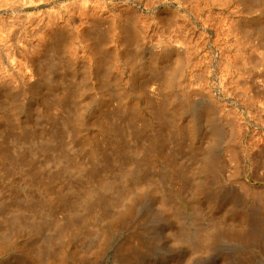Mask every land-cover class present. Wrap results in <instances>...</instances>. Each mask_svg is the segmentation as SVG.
Wrapping results in <instances>:
<instances>
[{"label": "rangeland", "instance_id": "374dc122", "mask_svg": "<svg viewBox=\"0 0 264 264\" xmlns=\"http://www.w3.org/2000/svg\"><path fill=\"white\" fill-rule=\"evenodd\" d=\"M21 1L0 0V264H40L59 226L94 212L96 236L58 242L70 264H122L132 237L129 264H264V0Z\"/></svg>", "mask_w": 264, "mask_h": 264}, {"label": "bare ground", "instance_id": "6f19581e", "mask_svg": "<svg viewBox=\"0 0 264 264\" xmlns=\"http://www.w3.org/2000/svg\"><path fill=\"white\" fill-rule=\"evenodd\" d=\"M3 1H4V0H3ZM20 1H21V0H20ZM22 1H24V0H22ZM22 1H21V2H22ZM29 1H30V0H29ZM33 1H34V0H33ZM256 1H258V0H256ZM260 1H261V0H260ZM18 2H19V1H18ZM11 3H12V2H11ZM16 3H17V2H16ZM26 3H27V2H25V5H27ZM30 3H31V2H30ZM216 3H217V2H216ZM0 4H1V3H0ZM3 4H4V3H3ZM7 4H8V3H7ZM254 4H255V3H254ZM31 5H32V4H31ZM4 6H5V5H4ZM15 6H16V5H15ZM11 7H12V6H11ZM21 7H22V6H21ZM207 7H208V6H207ZM2 8H3V7H2ZM6 8H7V7H6ZM17 9H18V8H17ZM21 9H22V8H21ZM13 10H14V9H13ZM1 11H2V10H1ZM15 11H16V9H15ZM94 12H95V11H94ZM0 13H1V12H0ZM12 13H13V12H12ZM16 13H17V12H16ZM19 13H20V12H19ZM1 14H2V13H1ZM88 15H89V14H88ZM11 16H12V14H11ZM90 16H91V15H90ZM18 17H19V16H18ZM22 17H23V16H22ZM19 18H20V17H19ZM90 18H91V17H90ZM48 19H49V18H48ZM22 21H23V20H22ZM7 22H8V21H7ZM24 22H25V21H24ZM50 22H51V21H50ZM47 23H48V22H47ZM0 24H1V21H0ZM19 24H20V23H19ZM50 24H51V23H50ZM8 25H9V24H8ZM131 25H132V24H131ZM239 25H240V24H239ZM14 26H15V25H14ZM48 26H49V25H48ZM16 27H18V26H16ZM0 28H1V27H0ZM18 28H19V27H18ZM18 28H17V29H18ZM20 28H21V27H20ZM20 28H19V29H20ZM129 28H130V27H129ZM132 28H133V27H132ZM134 28H135V27H134ZM240 28H241V26H240ZM10 29H11V28H10ZM13 29H14V28H13ZM22 29H23V28H22ZM25 29H26V27H25ZM15 31H16V30H15ZM18 31H19V30H18ZM21 31H22V30H21ZM21 31H19V33H16V32H15V33H16V34H20ZM130 31H131V29H130ZM135 31H136V30H135ZM135 31H134V32H135ZM12 32H13V31H11V35H12ZM23 32H24V31H23ZM23 32H22V33H23ZM4 33H5V32H4ZM13 33H14V32H13ZM0 35H1V33H0ZM31 35H32V34H31ZM47 35H48V34H47ZM50 35H51V34H50ZM12 36H13V38H14V37L18 38V37H20V36H22V35H20V36H18V37L15 36V35H12ZM6 37H7V36H6ZM26 37H27V36H26ZM26 37H25V38H26ZM4 38H5V37H4ZM7 38H11V36H10V37H7ZM16 38H14V39H16ZM20 38H21V37H20ZM20 38H19V39H20ZM23 38H24V37H23ZM102 38H103V37H102ZM102 38H101V39H102ZM1 39H2V38H1ZM1 39H0V40H1ZM21 39H22V38H21ZM29 39H30V38H29ZM99 39H100V38H99ZM3 40H5V39H3ZM11 40H12V39H11ZM16 40H18V39H16ZM16 40H13V43H14V41H16ZM22 40H23V39H22ZM27 40H28V39H27ZM23 41H24V40H23ZM43 41H44V40H43ZM60 41H61V40H60ZM1 42H2V41H1ZM18 42H19V41H18ZM20 42H21V41H20ZM125 42H126V41H125ZM134 42H135V41H134ZM134 42H133V43H134ZM60 43H61V42H60ZM96 43H97V42H96ZM96 43H95V44H96ZM130 43H131V42H130ZM7 44H8V43H7ZM16 44H17V43H16ZM19 44H20V43H19ZM21 44H22V42H21ZM14 45H15V44H14ZM14 45L12 44V47L15 48L14 50H17V51H18V48H19V47L17 48L16 45H15V47H14ZM17 45H18V44H17ZM23 45H24V44H23ZM64 45H65V44H64ZM5 46H6V45H5ZM18 46H19V45H18ZM97 46H98V45H97ZM12 47H11V48H12ZM20 47H21V45H20ZM40 47H41V46H40ZM65 47H66V46H64L63 48H65ZM7 48H8V47H7ZM22 48H24V47H22ZM22 48H20V49L22 50ZM58 48H59V47H58ZM239 48H240V47H239ZM1 49H2V48H1ZM1 49H0V50H1ZM32 49H33V50H32ZM32 49H31V50H32V53H33V51H35V50H34L33 47H32ZM138 49H139V48H138ZM63 50H64V49H63ZM2 51H3V50H2ZM17 51H16V52H17ZM22 51H23V50H22ZM22 51L19 50V53H23ZM16 52H15V53H16ZM63 52H64V51H63ZM0 53H1V52H0ZM32 53H31V54H32ZM51 53H52V52H51ZM24 54H25V53H24ZM26 54H27V55H30L29 53H26ZM33 54H35V53H33ZM53 54H54V53H53ZM3 55H4V54H3ZM7 55H8V54H7ZM27 55H26V56H27ZM62 56H63V55H62ZM24 57H25V56H24ZM30 57H31V55H30ZM30 57H28L27 60L30 59ZM32 58H34V57L32 56ZM32 58H31V59H32ZM51 58H53V57H51ZM155 60H156V59H155ZM158 60H159V59H158ZM159 61H160V60H159ZM31 62H33V60H31ZM42 63H44V62H42ZM178 64H179V63H178ZM44 65H45V63H44ZM177 66H178V65H177ZM53 67H54V66H53ZM65 67H66V66H65ZM180 68H181V67H180ZM180 68H179V69H180ZM45 69H46V68H45ZM47 69H48V68H47ZM168 69H169V68H168ZM175 69H176V68H175ZM54 70H55V69H54ZM176 70H177V69H176ZM40 71H41V70H40ZM44 71H45V70H44ZM178 71H179V70H178ZM53 72H54V71H53ZM171 72H172V71H171ZM173 73H174V72H173ZM57 74H58V72H57ZM62 74H63V73H62ZM45 75H46V74H45ZM60 75H61V74H60ZM172 75H174V74H172ZM170 76H171V75H170ZM10 83H11V82H10ZM104 83H105V82H104ZM167 84H169V83H167ZM53 86H54V85H53ZM103 86H104V85H103ZM104 87H105V86H104ZM51 88H52V87H51ZM46 92H47V91H46ZM171 100H172V99H171ZM171 103H173V102H171ZM13 107H14V106H13ZM164 108H165V107H164ZM166 108H167V107H166ZM124 109H126V108H124ZM179 110H180V109H179ZM181 110H182V109H181ZM126 111H127V109H126ZM159 112H160V111H159ZM1 113H2V112H1ZM12 113H13V112H12ZM125 113H126V112H125ZM5 115H6V114H5ZM5 115L3 114L2 116H5ZM69 117H70V115H69ZM4 118H5V117H3L2 119H4ZM158 118H159V117H158ZM2 119H1V121H2ZM5 119L7 120V119H8V116H7V118H5ZM67 119H68V118H67ZM156 119H157V118H156ZM9 121H11V120H9ZM9 121H7V122H9ZM2 122H3V121H2ZM5 122H6V121H5ZM5 122H4V124H5ZM57 123H60V122H58V120H57ZM11 124H12V123H11ZM60 124H61V123H60ZM63 124H65L66 127H70V126H72V128H73L74 130L78 129V128H76V127H75L76 129L73 127V126H74V121H73V123H72V121H71L70 119H69V120H65V123H64V121H63ZM106 124H107V123H106ZM106 124H105V125H106ZM6 125H7V124H6ZM107 125H108V124H107ZM8 126H9V124H8ZM63 126H64V125H63ZM103 126H104V125H103ZM9 127H10V126H9ZM107 127H108V126H107ZM107 127H106V128H107ZM106 128H105V129H106ZM76 132H77V130H76ZM181 132H182V131H180L179 134H182ZM179 136H180V135H179ZM181 137H182V136H181ZM57 138H58V137H57ZM178 138H179V137H178ZM180 139H181V138H180ZM53 140H54V139H53ZM54 141H55V140H54ZM105 142H106V141H105ZM99 144H100V143H99ZM110 144H111V143H110ZM111 146H112V145H111ZM101 147H102V146H101ZM113 148H114V147H113ZM115 148H116V147H115ZM95 149H96V147H95ZM95 149H94V150H95ZM95 151H96V150H95ZM99 151L102 152V150H100V149H99ZM80 152H81V151H80ZM101 152L99 153V156H100ZM97 153H98V152L96 151V155H97ZM102 153H103V152H102ZM110 153H111V151H110ZM112 153H113V151H112ZM112 153H111V154H112ZM118 153H119V152H118ZM4 155H5V154H4ZM113 155H114V153H113ZM115 155H116V153H115ZM104 156H105V154H104ZM171 156H172V155H171ZM5 157H7V156H5ZM9 157H10V156H9ZM9 157H8V158H9ZM95 157H97V156H95ZM95 157H94V158H95ZM113 157H114V156H113ZM1 158H2V157H1ZM8 158H6V159H8ZM92 158H93V157H92ZM94 158H93V159H94ZM98 158H99V157H98ZM100 158H102V157H100ZM124 158H125V157H124ZM106 159H107V158H106ZM167 159H168V158H167ZM1 160H3V159H1ZM8 160L10 161V160H13V159H12V158H11V159L9 158ZM94 160H95V159H94ZM104 160H105V159H104ZM112 160H113V159H111V161H112ZM116 160H117V159H116ZM116 160H114V161H116ZM124 160H125V159H124ZM170 160H171V159H170ZM99 161H100V159H99ZM99 161H98V162H99ZM101 161H102V160H101ZM6 162H8V161H6ZM11 162H14V163H15V161H11ZM109 162H110V161H109ZM112 162H113V161H112ZM112 162H111L110 164H109L108 162H106V164H107V165H108V164L111 165ZM118 162H119V161H118ZM8 163H10V162H8ZM17 163H20V162H19V161L16 162L15 165H17ZM104 163H105V161H104ZM139 163H140V164H139ZM139 163H137V164H138L139 166H141V163H143V162H139ZM12 164H13V163H12ZM20 164H21V163H20ZM30 164H31V163H30ZM99 164L102 165V162H100ZM106 164H105V165H106ZM116 164H117V163H116ZM118 164H119V163H118ZM10 165H11V163H10ZM15 165H14V166L12 165L11 168H14ZM18 165H19V164H18ZM18 165H17V167H18ZM21 165H22V164H21ZM23 165H25V164H23ZM23 165H22V166H23ZM103 165H104V164H103ZM109 165H108V167H109ZM126 165H127V164H126ZM138 165H137L135 168H137ZM146 165H147V164H146ZM19 166H20V165H19ZM22 166H20L21 169L23 168ZM32 166H33V165H32ZM32 166H31V167H32ZM96 166H99V165H96ZM111 166H112V165H111ZM20 167H19V169H20ZM27 167H28V166H27ZM104 167H105V166H104ZM124 167H125V166H124ZM97 168H98V167H97ZM105 168H106V167H105ZM112 168H113V167H112ZM114 168H115V165H114ZM114 168H113V169H114ZM141 168H143V170H144V167H143V166L140 167V169H141ZM149 168H150V167H149ZM149 168H148V169H149ZM170 168H171V167H170ZM170 168H169V169H170ZM172 168H173V167H172ZM15 169H16V168H15ZM15 169H13V170H15ZM24 169H25V168H24ZM24 169H22L21 171H23ZM98 169H99V171H100V166H99ZM103 169H104V168H103V166H102L101 171H103ZM107 169L110 170V168H107ZM107 169H106V171H107ZM116 169H117V168H115L114 170H116ZM121 169H123V168H121ZM125 169H126V168H125ZM130 169H131V168H130ZM138 169H139V167H138ZM148 169H147V171H148ZM174 169H176V168H174ZM180 169H181V168H180ZM13 170H12V171H13ZM17 170H18V168H17ZM89 170H90V169H89ZM89 170H88V171H89ZM93 170H96V167H95V166H94V169H93ZM93 170H92V171H93ZM133 170H134V169H131V170H128V171H130V172L132 173ZM178 170H179V169H178ZM24 171H25V170H24ZM104 171H105V170H104ZM123 171H124V172H128V171H126V170H124V169H123ZM145 171H146V168H145ZM170 171H171V170H170ZM170 171H168V172L170 173ZM172 171H174V170L172 169ZM172 171H171V172H172ZM175 171H176V170H175ZM93 172H94V171H93ZM119 172H121V171L118 170V174H116V176L114 175L115 178L113 177L114 179H116V181L121 177V174H120ZM130 172H129V174H131ZM136 172H139V171H136ZM142 172H143V171H142ZM148 172H150V171H148ZM151 172H152V171H151ZM176 172H177V171H176ZM178 172H180V171H178ZM181 172H182V171H181ZM10 173H11V172H10ZM133 173H135V172H133ZM133 173H132V174H133ZM139 173L142 174L141 172H139ZM174 173H175V172H174ZM93 174H94V173H93ZM93 174H92V175H93ZM96 174H97V173H95V175H96ZM102 174H103V172H101V176H102ZM125 174H126V173H125ZM125 174H123V175L125 176ZM132 174H131V175H132ZM145 174H146V173H145ZM172 174H173V172H172ZM172 174H171V175H172ZM175 174H176V173H175ZM117 175H120V177H119V176L117 177ZM142 175H143V174H142ZM169 175H170V174H169ZM173 175H174V174H173ZM186 175H187V173L185 174V172H184V174H182V176H183L182 178H184ZM77 176H78V174H77ZM85 176H88V175H85ZM89 176H90V175H89ZM89 176H88V178H89ZM93 176H94V175H93ZM99 176H100V175H99ZM99 176H96V179H98L97 177H99ZM124 176H123V177H124ZM126 176H128V174H127ZM179 176H180V175H179ZM179 176H178V177H179ZM187 176H188V175H187ZM102 177H103V176H102ZM116 177H117L118 179H117ZM132 177H133V178H131V177H130V178H128V177H127V178L124 177L123 180H125V179H127V180H128V179H129V180L135 179L136 181L139 180V176H138V177H135V178H134V176H132ZM150 177H151V176H150ZM81 178H82V177H81ZM84 178H85V177H84ZM84 178H83V180H85ZM137 178H138V179H137ZM140 178H141V177H140ZM152 178H153V177H152ZM172 178H173V177H172ZM176 178H177V177H176ZM189 178H190V177H189ZM120 179H121V178H120ZM120 179H119V180H120ZM160 179H161V178H160ZM177 179H178V178H177ZM180 179H181V178H180ZM187 179H188V178H187ZM88 180H89V179H88ZM103 180H105V179H103ZM135 180H133L134 183H135ZM140 180H141V179H140ZM140 180H139V181H140ZM173 180H174V178H173ZM173 180H171V183H172ZM133 181H128V182H129V183H130V182L132 183ZM143 181H146V180L143 179V180L140 181V182H143ZM163 181H164V180H163ZM174 181H175V180H174ZM186 181H187V180H186ZM186 181H185V182H186ZM117 182H118V181H117ZM117 182H116V183H117ZM140 182H139V184H140ZM153 182H154V181H153ZM92 183H93V182H92ZM119 183H120V182H119ZM119 183H117V184H119ZM126 183H127V182H126ZM129 183H128V185H130ZM134 183H133V184H134ZM93 184H94V183H93ZM149 184H151V183H149ZM174 184H175V183H174ZM176 184H178V186H180L178 182H177ZM176 184H175V185H176ZM119 185H121V184H119ZM125 185H126V184H125ZM175 185H174V186H175ZM78 186H79V185H78ZM178 186H177V189L175 188L176 191H178ZM204 186H206V185H204ZM95 187H97V186H95ZM118 187H119V186H118ZM120 187H121V186H120ZM168 187H170V184H169ZM47 188H48V187H47ZM91 188H92V187H91ZM103 188H105V187H103ZM121 188H123V185H122ZM183 188H184V187H183ZM116 189H118V188H116ZM160 189H162V188H160ZM163 189H164V188H163ZM166 189H167V188H166ZM168 189H169V188H168ZM168 189H167V190H168ZM173 189H174V187H173ZM173 189H172V190H173ZM122 190H123V189H122ZM125 190H126V188H125ZM125 190H124V192H125ZM170 190H171V189H169V191H170ZM185 190H186V187H185ZM128 191H130V190H128ZM169 191H167V192L170 194ZM109 192L112 193L113 191H109ZM119 192H121V191H119ZM162 192H163V191H162ZM167 192H166V193H167ZM183 192H184V191H183ZM0 193H1V192H0ZM126 193H128V192H126ZM172 193H173V192H172ZM41 194H42V193H41ZM41 194H40V195H41ZM51 194H52V195H51ZM51 194L49 195V197H50V196H53L54 193H51ZM109 194H110V193H109ZM113 194H114V193H113ZM121 194L125 195V193H123V192H122ZM176 194H177V193H176ZM58 195H60V194H58ZM83 195H86V194H83ZM83 195H81V196H83ZM93 195H94V193H93ZM102 195H103V193L101 194L100 198L102 197ZM179 195H180V194H179ZM26 196H29V197H26ZM26 196H24V197L27 198V200L29 201V203L31 202V201H30L31 196H32V199L35 198V196L32 195V194H31V196H30L29 194L26 195ZM33 196H34V197H33ZM64 196H66L67 199L70 197V196L68 197L66 194H65ZM81 196H80V197H81ZM87 196H88V195H86V197L83 196V198H86V199H87V198L90 197V195H89V197H87ZM97 196H98V195L91 196V199H92L93 197H97ZM106 196H108V195H105V198H107ZM110 196H111V195H110ZM126 196H127V195H126ZM169 196H170V195H169ZM174 196H175V195H174ZM10 197H13V195L10 196ZM14 197H15V196H14ZM14 197H13V198H14ZM18 197H19V196H18ZM18 197H17V198H18ZM71 197H72V196H71ZM71 197H70V198H71ZM98 197H99V196H98ZM98 197H97V198H98ZM176 197H177V196H176ZM184 197H185V196H184ZM186 197H187V196H186ZM5 198H6V197H5ZM17 198H16V199L14 198V200L16 201V200H19V199H20V198H18V199H17ZM41 198H42V197H41ZM47 198H48V197H46L45 199H47ZM51 198H52V197H51ZM54 198H55V197H53L52 200H53ZM83 198L81 197V199H83ZM102 198H103V197H102ZM181 198H182V197H181ZM9 199H10V201H9ZM36 199H37V198H36ZM36 199H33V200H35V201H39L38 199H37V200H36ZM49 199H50V198H49ZM67 199H66V202H67ZM109 199H110V198H109ZM119 199H121V201H123L122 198H119ZM185 199H186V198H185ZM5 200H6V199H4L3 201H0V203L4 202ZM12 200H13L12 198H8V200H7L6 202L9 201V204H12V202H13ZM33 200H32V202H33ZM92 200H94V199H92ZM92 200H90V201H92ZM186 200H188V199H186ZM195 200H196V199H194V201H195ZM262 200H263V199H262ZM49 201H51V200H46L47 203H48ZM54 201H55V200H54ZM73 201H76V199L73 200V198H71V201H70V199H69V200H68V204H69V202H73ZM86 201H87V200H86ZM90 201H89V202H90ZM94 201H96V200H94ZM112 201H113V200H112ZM116 201H117V200H116ZM116 201H115V202H116ZM184 201H185V200H184ZM263 201H264V200H263ZM6 202H5V203H6ZM10 202H11V203H10ZM16 202H19V201H16ZM21 202H22V199H21ZM21 202H20V203H21ZM23 202H24V200H23ZM25 202H26V201H25ZM32 202H31V204H34V205H35V202H33V203H32ZM51 202H52V201H51ZM55 202H56V201H55ZM84 202H85V201L83 200V203H84ZM92 202H93V201H92ZM182 202H183V201H182ZM5 203L2 204V207H4V204H5ZM20 203H18V205H21V204H22V203H21V204H20ZM29 203L27 202V206H28V205H29V206L31 205V204H29ZM76 203H77V204H76ZM76 203H74L75 207L78 205V200H77ZM85 203H86V202H85ZM90 203H91V202H90ZM119 203H120V201L118 202V204H119ZM166 203H167V201H165V204H166ZM178 203H179V202H178ZM48 204H49V203H48ZM50 204H52V203H50ZM50 204H49V205H50ZM53 204H54V203H53ZM55 204H57V203H55ZM59 204H60V203H59ZM79 204H80V203H79ZM94 204H97V205L99 206L100 202H99V201H96V203H94ZM101 204H102V203H101ZM101 204H100V205H101ZM167 204H169V205H167V206H170V203H169V202H168ZM6 205H8V204H6ZM34 205H33V206H34ZM57 205H58V204H57ZM57 205H55V206H57ZM61 205H62V204H61ZM115 205H116V204H115ZM173 205H174V204H173ZM179 205H180V204H179ZM0 206H1V204H0ZM29 206H28V207H29ZM31 206H32V205H31ZM50 206H51V205H50ZM52 206H54V205H52ZM55 206H54V207H55ZM59 206H60V205H59ZM65 206H66V205H65ZM67 206H68V205H67ZM69 206H71V205H69ZM84 206H85V205H84ZM87 206H88V205H87ZM95 206H96V205H95ZM102 206H103V205H101L100 207H102ZM105 206H106V205H105ZM111 206H112V205H111ZM176 206L178 207V205H176ZM180 206H181V205H180ZM5 207H6V206H5ZM36 207H37V206H36ZM36 207L34 206V207H31V208L34 209V208H36ZM43 207L45 208V206H43ZM57 207H58V206H57ZM57 207H56L55 209H58ZM60 207H61V206H60ZM73 207H74V206H72L71 208L73 209ZM75 207H74V208H75ZM77 207H78V206H77ZM103 207H104V206H103ZM106 207H107V206H106ZM114 207H115V206H114ZM182 207H184V206H182ZM38 208H39V205H38ZM38 208H36V210H37ZM40 208H41V207H40ZM40 208H39V210H40ZM61 208H63V207H61ZM69 208H70V207H69ZM69 208H67V209H69ZM165 208H167V207H165ZM4 209H5V208H4ZM42 209H43V208H42ZM48 209H49V208H48ZM53 209H54V208H53ZM77 209H79V207H78ZM82 209H83V208H82ZM91 209H93V206H91ZM103 209H104V208H103ZM105 209H106V208H105ZM34 210H35V209H34ZM42 211H44V210H42ZM45 211H46V210H45ZM75 211H76V209H75ZM75 211H74V212H75ZM78 211H79V210H78ZM79 213H80V212H79ZM82 213H83V212L80 213V216H81ZM84 213H85V212H84ZM103 213H104V212H103ZM178 213H179V212H178ZM181 213L183 214V212H181ZM111 214H112V213H111ZM84 215L87 216V217L84 218V220H82V223H80V221H78L81 225H78V223H75V222H72V221H71V222H72V224H71V222H69L70 220L67 219V220H68V223H66V224L63 223L64 225H61V226L58 227V234H57L56 236H57V240H58L59 243H60V241H61V243H62V242L64 243L65 241H68L69 239H73V241H75L74 238L80 236V234H81L82 236H84V237H87L88 239H90L92 236H96V235H97V231L101 229V228H100V229H95L96 226H98V225H96V223L99 222V221H97V220H99V219H98V215H99V213H98V215H97V212H94V213L90 214L91 216H88V215H86V214H84ZM100 215H101V214H100ZM100 215H99V216H100ZM103 215H105V214H102L101 217H103ZM116 215H117V214H116ZM74 216H75V215H74ZM78 216H79V215H78ZM85 216H84V217H85ZM106 216H107V218H109V220H111V219H110L111 217H108V213L106 214ZM75 217H76V216H75ZM82 217H83V216H82ZM117 217H118V216H117ZM117 217H116V218H117ZM145 217H146V216H145ZM195 217H196V216H195ZM19 218H20V217H19ZM72 218H73V217H72ZM116 218H113V220L115 219L114 221H116ZM180 218H181V217H180ZM180 218H179V219H180ZM196 218H198V217H196ZM196 218H195V219H196ZM199 218H202V217L199 216ZM199 218H198V219H199ZM58 219H59V218H58ZM70 219H71V218H70ZM76 219H77V218H76ZM102 219H104V218H102ZM105 219H106V217H105ZM144 219H145V218H144ZM187 219H189V218H187ZM195 219H194V220L191 219V220H192V221H195ZM202 219H203V218H202ZM4 220H5V218H4ZM17 220H19V219L17 218ZM71 220H73V219H71ZM106 220H108V219H106ZM117 220H118V219H117ZM181 220H182V219H181ZM200 220H201V219H200ZM1 221L3 222V220H1ZM1 221H0V223H1ZM6 221H8V220L6 219L4 222H6ZM19 221H20V220H19ZM19 221H18V222H19ZM58 221H59V220H58ZM64 221H65V220H64ZM111 221H112V220H111ZM196 221H197V220H196ZM196 221H195V222H196ZM8 222H9V221H8ZM16 222H17V221H16ZM59 222H60V221H59ZM59 222H58V223H59ZM200 222H201V221H200ZM6 223H7V222H6ZM55 223H56V222H55ZM69 223H70V224H69ZM73 223H75V224H73ZM190 223H191V222H190ZM190 223H188V226H189V227H190V225H192V223H191V224H190ZM197 223H198V221H197ZM197 223H196V224H197ZM20 224H21V223H20ZM22 224H23V223H22ZM56 224H57V223H56ZM56 224L54 225L55 227L52 226V229H53V228L55 229V228L57 227ZM118 224H119V223H118ZM198 224H199V223H198ZM1 225H2V224H1ZM8 225L12 227V225H10V224L7 223V226H8ZM58 225H59V224H58ZM194 225H195V224H194ZM199 225H200V224H199ZM202 225H203V224H202ZM9 226H8V228H11V227H9ZM186 226H187V225H186ZM16 227H17V226H16ZM42 227H43V226H42ZM122 227H123V226H122ZM189 227H188V228L186 227L185 229H189ZM209 227H210V226H208L207 228H209ZM30 228H31V227H30ZM183 228H184V227H183ZM198 228H200V227H198ZM33 229H34V228H33ZM106 229H108V228H106ZM185 229H182V230H184V231H186V232H189V231H190L189 234L192 235V237H190V238H191V240L194 241V242H193V243H194V244H193L194 247H192L194 250L197 249L196 251H198L200 248L203 247L204 244L206 245V244L209 242V239H210V242H211V237H212V236L209 237V235L206 236V234H205V235L202 234V233H204L205 231L201 233V232H200V229H199V231L196 232V230H195V232H194L193 234H191V233L193 232L192 230L187 231V230H185ZM25 230H26V229H25ZM31 230H32V229H31ZM31 230L29 229L30 232H31ZM40 230H41V229H40ZM40 230H39V231H40ZM101 230H102V229H101ZM202 230H203V229L201 228V231H202ZM240 230H242V229H240ZM37 231H38V229H37ZM126 231H127V230H126ZM184 231H182V233H185ZM32 232H33V233L36 232L35 229H34V231L32 230ZM108 232H109V231H108ZM199 232H200V233H199ZM209 232H210V231H209ZM209 232H208V233H209ZM244 233H245V231H244ZM34 234H37V233H34ZM54 234H55V232H54ZM102 234H103V233H102ZM130 234H131V233H130ZM130 234H128V235L130 236ZM179 234H181V232H180ZM185 234H188V233H185ZM234 234H235V233H234ZM234 234H233V235H234ZM239 234H240V233H239ZM246 234H247V232H246ZM128 235H127V236H128ZM150 235H151V233H150ZM181 235H182V236H181ZM181 235H180V236L183 237V234H181ZM211 235H212V233H211ZM233 235H232V236H233ZM235 235H236V237H237V234H235ZM235 235H234V237H235ZM240 235H241V234H240ZM251 235H252V234H251ZM51 236H52V235H51ZM127 236H126V238H128ZM131 236H132V234H131ZM133 236H134V235H133ZM135 236H136V235H135ZM135 236H134V237H135ZM186 236H187V235H186ZM186 236H185L184 238H186ZM48 237L51 238L50 236H48ZM80 237H81V236H80ZM137 237H138V236H137ZM137 237H136V238H137ZM150 237H151V236H150ZM181 237H180V238H181ZM234 237H233V238H234ZM238 237H239V235H238ZM240 237H241V236H240ZM240 237H239V239H241ZM252 237H253V236H252ZM52 238H53V237H52ZM52 238H51V239H48V241L46 240L47 242L44 244V247H42V248L39 250V252H36V253L38 254V256H37V255H36V256H37V257H39V256L42 257L41 260L44 259V261L42 260V262H44V264H70L69 261H70L71 259L68 257V255H66V252H64V249H65L66 246H64V249H62L63 244H61V245L59 246V243H58L56 240H53ZM103 238H105V237H103ZM103 238H101L102 240H99V243H100V241H101V243L103 242L102 244H105L104 241H103V240H105V239H103ZM106 238H107V237H106ZM108 238H109V237H108ZM124 238H125V237H124ZM136 238H135V239H136ZM178 238H179V237H178ZM184 238H182L181 240H185V241H186L187 238H186V239H184ZM188 238H189V236H188ZM250 238H251V237H250ZM260 238H262V237H260ZM260 238H258V240H259ZM109 239H110V238H109ZM121 239H122V238H121ZM128 239H130V238H128ZM212 239H213V238H212ZM237 239H238V238H237ZM239 239H238L237 241H239ZM107 240H108V239H107ZM107 240H106V241H107ZM131 240H134L133 237H132V239H130V242H131ZM137 240H138V239H137ZM234 240H235V239H234ZM241 240H242V239H241ZM43 241H44V240H43ZM55 241H56V242H55ZM83 241H84V240H83ZM83 241H82V242H83ZM122 241H123V240H121V242H122ZM126 241H127V240H126ZM248 241H249V240H248ZM68 242H70V240H69ZM68 242H67V243H68ZM76 242H77V241H76ZM130 242H126V243H128V244L125 245V244H124L125 241H124V243H122L119 247H118V245H117V247H118V255H119V258L122 260V261H121L122 264H129L133 259L135 260V262H136V260H141V259H137V258H135L136 255H137V254H136V251H137V250L132 249V248H134V247H132V246L135 245V248H136V244H133V243L131 242V246H130V244H129ZM133 242H134V241H133ZM135 242H137V241L135 240ZM187 242H188V240H187ZM190 242H191V241H190ZM190 242H189V244H190ZM210 242L208 243V245L211 244ZM242 242H243V241H242ZM249 242H250V241H249ZM253 242H254V241H253ZM57 243H58V245L55 246V244H57ZM72 243H73V242H72ZM87 243H88V242H87ZM90 243H91V242H90ZM101 243H100V244H101ZM106 243L108 244V241H107ZM119 243H120V242H119ZM139 243H141V242H139ZM139 243H138V244H139ZM191 243H192V242H191ZM245 243H248V242L246 241ZM11 244H12V243H11ZM64 244H66V242H65ZM82 244H83V245H81V246L84 247V243H82ZM93 244H94V243H92L91 245H93ZM100 244L96 243V245H98L99 248H100V250H101V245H100ZM132 244H133V245H132ZM4 245L7 246L8 244H4ZM13 245H14V244H13ZM87 245H88V247H85V248H89V246H90L89 243H88ZM96 245L94 244V246H96ZM105 245H106V244H105ZM190 245H192V244H190ZM205 245H204V246H205ZM239 245H240V244H239ZM241 245H242V244H241ZM30 246H32V245H30ZM58 246H59V247H58ZM98 246H96V249L98 248ZM141 246H143V245H141ZM149 246H150V245H149ZM244 246H245V245H244ZM258 246H259V245H258ZM8 247H10V246H8ZM57 247H58V248H57ZM77 247H78V246H77ZM79 247H80V246H79ZM104 247H105V246H104ZM138 247H140V244L138 245ZM138 247H137V249H138ZM209 247H210V246H209ZM11 248H12V247H11ZM14 248H15V247H14ZM31 248H32V247H31ZM31 248H30V249H31ZM56 248H57V249H56ZM85 248H84V249H85ZM143 248L146 249V247H144V246H143ZM148 248H149V247H148ZM195 248H196V249H195ZM205 248H206V247H205ZM205 248H203V249H205ZM240 248H241V247H240ZM244 248L246 249L247 247H244ZM59 249H61V250H59ZM141 249H142V247H141ZM149 249H150V248H149ZM203 249H202V250H203ZM250 249H251V248H250ZM6 250H7V247H6V249H5V247H3V245H2V247H0V254L3 255L2 253H3L4 251H6ZM9 250H11V249H9ZM19 250H20V249H19ZM24 250H25V249H24ZM28 250H29V249H27V251H26L27 254H28ZM53 250H54V251H53ZM88 250H90V249H87L86 251H88ZM91 250H92V247H91ZM94 250H95V249H94ZM142 250H143V249H142ZM146 250H147V249H146ZM150 250H151V249H150ZM102 251H103V250H102ZM144 251H145V250H143V253H144ZM148 251H149V250H147V252H148ZM199 251H201V250H199ZM241 251H242V250H241ZM247 251H248V249H247ZM7 252H9V251L7 250ZM12 252H13V251H12ZM29 252H30V251H29ZM32 252H33V251H32ZM93 252H94V251H93ZM137 252H138V251H137ZM139 252H140V251H139ZM243 252H244V254H245V253H246V250L243 251ZM249 252H250V251H249ZM251 252H253V251H251ZM261 252H262V251H261ZM261 252H260V253H261ZM22 253H25V252H22ZM33 253L35 254V252H33ZM33 253H31V254H33ZM96 253H97V251L95 252V254H96ZM98 253H99V254H102L103 252H101V253L98 252ZM98 253H97V254H98ZM143 253H141V255H142ZM145 253H146V252H145ZM145 253H144V254H145ZM9 254H11V251H10ZM84 254H85V253H84ZM95 254H94V255H95ZM99 254H98V256H99ZM135 254H136V255H135ZM138 254H139V253H138ZM146 254H147V253H146ZM252 254H253V253H252ZM252 254H251V255H252ZM262 254L264 255V252H262ZM29 255H30V254H29ZM82 255H83V254H82ZM114 255H115V254H114ZM139 255H140V254H139ZM257 255H258V254H257ZM9 256H10V255H9ZM80 256H81V255H80ZM243 256H244V255H243ZM19 257H20V255H19ZM94 257H96V256H94ZM100 257H101V256H99V258H100ZM141 257L144 258L143 255H142ZM250 257H251V256H250ZM252 257H253V256H252ZM96 258H97V257H96ZM119 258H118V259H119ZM38 259H39V258H38ZM73 259H75V261H76V257H75V256L73 257ZM94 259H95V258H94ZM113 259H114V257H113ZM244 259H245V258H244ZM254 259H255V258H254ZM261 259H262V258H260V260H261ZM263 259H264V258H263ZM263 259H262V260H263ZM41 260H39V262H41ZM56 260H58V261H56ZM114 260H115V259H114ZM114 260H113V261H114ZM134 260H133V262H134ZM240 260H241V259H240ZM255 260H256V259H255ZM141 261H143V260H141ZM241 261H242V260H241ZM241 261H240V263H241ZM244 261H245V260H243V262H244ZM42 262H41V263H42ZM77 262H79V261H77ZM119 262H120V261H119ZM256 262H257V261H256ZM41 263H40V264H41ZM74 263H75V262H74ZM240 263H238V264H240ZM42 264H43V263H42ZM78 264H79V263H78ZM116 264H118V263L116 262ZM242 264H245V263H242Z\"/></svg>", "mask_w": 264, "mask_h": 264}]
</instances>
